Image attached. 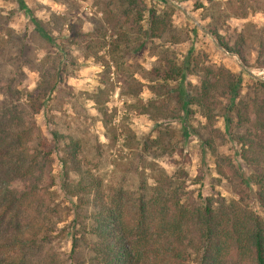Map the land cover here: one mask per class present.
<instances>
[{
	"label": "rangeland",
	"instance_id": "374dc122",
	"mask_svg": "<svg viewBox=\"0 0 264 264\" xmlns=\"http://www.w3.org/2000/svg\"><path fill=\"white\" fill-rule=\"evenodd\" d=\"M208 30L243 61L218 49ZM204 69L240 79L236 103L264 97L257 76L264 69V0H0V92H30L40 73L58 72L60 82L34 116L38 134L51 143L55 135L58 148L77 141L82 169L99 179L105 195L120 190L146 200L163 185L184 207L208 204L216 216L248 211L264 219L252 167L238 152L240 139H252L251 126L239 124L222 89L214 105L205 103L214 116L180 102V91L196 96ZM57 157L52 150L50 191L63 211L60 229L70 221L72 200L61 198ZM30 212L27 222L36 221ZM195 235L180 234L182 264H193ZM51 246L58 264H95L88 248L72 251L66 229Z\"/></svg>",
	"mask_w": 264,
	"mask_h": 264
},
{
	"label": "trees",
	"instance_id": "16d2710c",
	"mask_svg": "<svg viewBox=\"0 0 264 264\" xmlns=\"http://www.w3.org/2000/svg\"><path fill=\"white\" fill-rule=\"evenodd\" d=\"M17 1L22 6V0ZM29 20L38 36L53 46L40 23ZM209 33L220 49L243 61L237 51ZM118 48L116 44L114 49ZM187 68L185 61L176 76L184 78ZM204 70L196 96L189 99L180 91V102L184 108L193 102L207 118V111L214 114L205 103L214 101L219 90L225 91L236 120L249 124L253 132L252 139H240L238 152L252 167L256 203L264 212V97L236 103L240 79L228 72ZM211 75L214 82L208 81ZM60 80L58 72L45 71L30 92H0V264H58L50 249L63 229L68 230L72 251L78 246L88 248L95 264H182L187 257L177 250L180 234L191 231L198 245L193 264H264V219L254 213L216 216L208 204L184 207L163 185L154 187L146 200H130V194L120 190L105 195L99 179L82 169L77 141L67 139L58 148L55 135L52 143L42 139L34 116ZM52 150L58 153L61 198L72 200L67 207L70 221L60 229L57 223L63 211L58 212L60 202L53 200L50 191ZM14 182L19 188L12 187ZM31 210L36 221L27 222Z\"/></svg>",
	"mask_w": 264,
	"mask_h": 264
},
{
	"label": "built area",
	"instance_id": "2783aa9c",
	"mask_svg": "<svg viewBox=\"0 0 264 264\" xmlns=\"http://www.w3.org/2000/svg\"><path fill=\"white\" fill-rule=\"evenodd\" d=\"M257 76H262V78H264V69H262L261 71L257 72Z\"/></svg>",
	"mask_w": 264,
	"mask_h": 264
},
{
	"label": "water",
	"instance_id": "95a60500",
	"mask_svg": "<svg viewBox=\"0 0 264 264\" xmlns=\"http://www.w3.org/2000/svg\"><path fill=\"white\" fill-rule=\"evenodd\" d=\"M207 35H208V33H206ZM216 47L218 48V49H220V47L218 46V45H216ZM223 51V50H222ZM224 52V51H223ZM224 53H226V52H224Z\"/></svg>",
	"mask_w": 264,
	"mask_h": 264
}]
</instances>
